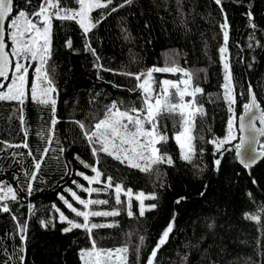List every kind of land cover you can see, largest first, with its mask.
Returning <instances> with one entry per match:
<instances>
[{
  "label": "trees",
  "instance_id": "obj_1",
  "mask_svg": "<svg viewBox=\"0 0 264 264\" xmlns=\"http://www.w3.org/2000/svg\"><path fill=\"white\" fill-rule=\"evenodd\" d=\"M14 2L20 8L26 7L24 0ZM38 3L39 0H33L34 5ZM67 3L70 7H76L73 0H67ZM120 3L122 0H114L109 9ZM249 5L256 25L254 41L249 40L253 29L249 27L245 15ZM222 6L230 25L227 58L236 87L237 103L233 107L237 137L236 120L242 113L243 104L248 102L249 83L264 110V47L256 46V41L264 45V0H222ZM27 7L31 10V6ZM109 9H98L91 15L99 17L101 12ZM223 19L221 7L214 0H133L131 5L107 15L89 34L92 47L101 57L100 63L114 70L101 72L102 80L97 79L93 57L84 51L79 25L74 21L53 20L50 63L55 68L54 80L58 91L56 116L60 123L56 125V138L60 144H53L52 147L66 148L62 160L69 165L72 174L63 175L62 167L51 159L42 166L41 176L34 183V188L38 190L31 196L20 192L21 203L10 204L12 212L21 221L28 220L25 264H81L80 250L90 247L83 230L62 232L61 229L67 224L60 223L58 213L51 208L55 204L66 216L79 221L80 218H76L58 199V193L65 195L75 207L81 208L64 189L70 187L87 199L88 195L76 189L72 181L77 180L88 186L75 172L94 175L75 159L78 156L89 164L95 162L80 129L69 121L85 120L92 113L99 114L103 105L112 100H136L139 94L128 91L136 84L134 78L114 73H138L153 66L163 67L166 57L173 56L186 69L202 70L198 71V83L204 94H198L197 98L204 106L206 116L196 118L193 135L203 137L194 140L197 149L202 148L203 153L198 152L191 162L182 160L179 146L173 138L176 129L172 120L165 118L163 122L167 125L169 140L158 147L170 155L174 163L172 166H159L162 176L158 182L155 177L100 154L101 167L106 175L123 181L124 187L131 188L134 193L155 192L158 198L145 201L146 204L155 203L157 207L146 211L144 217L138 216V202L133 198L132 210L136 213L133 218H129L125 212L115 218H91L92 222L97 223L115 222L113 227L93 230L94 238L105 249L128 244V264H146L147 257L175 212V227L168 243L157 254L158 264H264V213H261L259 222L247 218L261 212V206H264V159L255 167L245 169L238 164L233 149L224 154L220 170L216 171L214 145L207 142L227 135V121L231 115L227 104L218 98L222 97L223 91V66L219 53V48L224 44L220 28ZM125 36L128 38L125 39ZM68 39L72 40V49L66 46ZM7 43L10 50L11 42L8 39ZM249 43L253 44L252 48L248 47ZM35 66L33 63L29 69V87ZM179 75L155 73L157 81L177 80ZM113 84L120 87H113ZM97 92L102 95L96 98L95 104L89 103L91 96ZM17 108L15 102H0V140L22 142ZM24 115L31 129L29 144L35 152L46 146L36 132L42 125L47 126L50 113L33 103L29 94ZM236 142L237 139L232 143ZM261 144H264V138ZM12 151L26 153L25 149L9 150ZM50 155L56 156L58 153ZM22 159L24 167L28 168L31 158L25 154ZM11 163V160L3 161L0 181L17 187L12 177L14 173L20 174V168L15 164L9 168ZM178 197L187 199L177 205L175 200ZM91 198L109 197L94 193ZM29 203L38 209L31 217L27 209ZM111 204L110 200L109 205L98 207L103 210ZM48 219H53L54 226L41 227L40 220ZM209 224L213 227L209 228ZM14 230L15 222L11 215L0 212V240H3L9 252L13 245L20 243L18 237L9 238ZM140 236L144 237V241L138 261L135 249L140 244Z\"/></svg>",
  "mask_w": 264,
  "mask_h": 264
},
{
  "label": "snow or ice",
  "instance_id": "obj_2",
  "mask_svg": "<svg viewBox=\"0 0 264 264\" xmlns=\"http://www.w3.org/2000/svg\"><path fill=\"white\" fill-rule=\"evenodd\" d=\"M26 7H18L14 0H0V102H15L18 105L19 121L23 139L20 143L0 140V171L3 170V161L11 160V164L19 166L20 174H13V180L17 182V187H13L6 181H0V212L9 213L15 222V230L9 234V238L18 237L19 245H13L12 251L0 240V264H25L28 240V220L21 221L20 217L12 212L11 203L20 204V192H25L31 196L34 191V183L38 181L42 173V166L49 160L55 159L57 166L62 167L63 175H71L69 165L62 160L66 148L59 146L53 148V144L59 145L60 141L56 138V125L60 120L56 116V105L58 95L54 80V65L51 60V33L53 20L74 21L82 30L84 40V51L93 57V66L97 71V79H103L101 72H114L113 69L105 68L100 63L101 57L96 49L92 47L89 34L107 15L116 12L119 8L131 5L133 0H122L109 9L114 4V0H73L76 7H70L67 0H39L38 4H33V0H24ZM221 7L224 14L223 22L220 25L223 33L224 44L219 48L220 58L223 66L222 98L228 106L231 114L227 121V135L223 138H215L207 141L214 145V169L220 170L222 158L226 152L234 149V155L245 169H251L260 159L264 158V144L260 143L259 137H264V127L257 128L256 121L259 120L264 125V110H261L257 103V96L253 93V86L249 83L247 92L249 103L243 104L244 115L239 117V131L244 135L239 137V143L232 142L237 139L235 124L234 105L237 103L236 87L231 65L227 58L229 28L227 14L224 12L222 0H214ZM241 2V0H237ZM27 6H31V10ZM98 9H109L101 12L99 17L91 14ZM249 20V27L253 32L249 34V40L254 41L256 25L251 11L245 13ZM7 22V26H6ZM11 42L10 50L6 51L8 44L5 36ZM128 37L125 36V39ZM69 49L73 48L72 40L66 41ZM256 46L260 45L256 41ZM249 48L253 47L249 43ZM75 51V49H73ZM35 63L34 76L31 78L29 87V69ZM251 67V64L248 65ZM202 71V70H198ZM198 71H192L180 66L176 57H166L163 67L153 66L147 70L133 73L123 71L120 74L134 78L136 84L128 89L130 93H138L136 100H112L103 105L101 113H92L85 120H71L80 129V134L90 147L94 163L89 164L79 160L85 169H90L94 175H87L84 172H75L76 176L87 182L88 186L73 180L72 184L76 189L86 193L89 198H82L77 191L70 187L64 189L72 200L81 206L77 208L62 193H58V199L63 205L80 220L71 219L65 215L55 204L52 210L58 213V221L66 223L67 227L61 229L68 233L75 229L83 230L89 239L90 247L81 249L79 257L81 264H128L129 245L125 244L114 249H105L98 245L93 235V230L110 228L114 223L92 222L94 217H118L125 212L129 218L136 216L133 212V198L138 202V216L144 217L146 211L154 210L155 203L146 204L147 200L158 198L155 192L146 194L143 191L134 193L131 188H125L123 181H116L112 175H106L101 167L102 161L100 154L111 157L113 160L126 165L127 167L138 169L142 173L155 177V181L161 179L162 173L160 165H173V159L162 150L158 145L168 142L167 125L164 119L172 120L173 133L177 145L180 149V158L191 162L203 149H197L194 140L203 139L193 135L196 118L206 116L204 106L198 100V94L203 95V89L198 83ZM11 73V77H9ZM155 73H179L177 80L163 79L157 81ZM119 88L120 85L113 84ZM33 103L42 109H47L50 113L46 122L47 126L42 125L36 132L41 142L46 146L42 149L34 150L30 147L29 136L31 134L24 110L26 100L29 98ZM102 93L97 92L91 96L89 103L95 104L96 98ZM190 97V99H186ZM214 102V101H213ZM231 145V147H226ZM259 145V150H257ZM10 149H25V152H9ZM50 153H58L51 156ZM25 154L31 158V165L24 167L23 157ZM202 170V169H201ZM103 177V179H102ZM255 184L256 181L253 180ZM92 185H99L93 187ZM105 194L108 199L91 198L93 194ZM122 195L125 197L122 199ZM203 195V193H201ZM251 195V194H249ZM186 197H178L175 200L177 205L181 204ZM110 207L101 210L98 206ZM23 206V205H21ZM29 216H34L38 210L35 205H27ZM261 213H264V206L261 212L248 215L247 218L259 222ZM177 213L173 216L166 228L162 231L157 244L147 257L146 264H158L157 254L160 249L168 243L170 234L173 233L176 223ZM41 227L48 228L53 225V219L40 220ZM54 226V225H53ZM209 228L213 225L209 224ZM140 244L136 246L137 260L139 261L140 247L144 237H139ZM187 260V257H184Z\"/></svg>",
  "mask_w": 264,
  "mask_h": 264
},
{
  "label": "water",
  "instance_id": "obj_3",
  "mask_svg": "<svg viewBox=\"0 0 264 264\" xmlns=\"http://www.w3.org/2000/svg\"><path fill=\"white\" fill-rule=\"evenodd\" d=\"M6 26H7V22H6ZM5 40H6V43H7V34H6V36H5ZM8 44V43H7ZM9 50V47L6 49V51H8ZM9 77H11V73H9ZM254 93V92H253ZM255 94V93H254ZM250 102V99L248 98V102L247 103H249ZM257 103L260 105V103H259V101L257 100ZM260 108H261V106H260ZM261 110H262V108H261ZM242 115H244V109L242 110V113L238 116V118H237V120H236V129H237V142L236 143H239V137L241 136V135H244L243 133H240V131H239V117L240 116H242ZM256 127L257 128H260V127H264V125H261L260 124V122H259V120H257L256 122ZM264 137H259V140H260V143H261V140L263 139ZM257 150H259V145H257ZM264 158H262V159H260L255 165H253V167H255L256 165H258L262 160H263ZM237 162H238V164L241 166V167H243L240 163H239V161H238V159H237ZM252 167V168H253ZM244 168V167H243Z\"/></svg>",
  "mask_w": 264,
  "mask_h": 264
},
{
  "label": "rangeland",
  "instance_id": "obj_4",
  "mask_svg": "<svg viewBox=\"0 0 264 264\" xmlns=\"http://www.w3.org/2000/svg\"><path fill=\"white\" fill-rule=\"evenodd\" d=\"M155 75V74H154ZM186 99H189V97H186Z\"/></svg>",
  "mask_w": 264,
  "mask_h": 264
}]
</instances>
